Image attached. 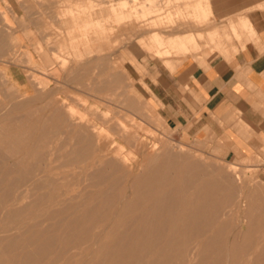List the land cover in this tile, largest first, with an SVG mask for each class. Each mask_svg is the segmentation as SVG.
Returning a JSON list of instances; mask_svg holds the SVG:
<instances>
[{"label": "rangeland", "instance_id": "1", "mask_svg": "<svg viewBox=\"0 0 264 264\" xmlns=\"http://www.w3.org/2000/svg\"><path fill=\"white\" fill-rule=\"evenodd\" d=\"M150 1L0 0L3 137L35 128L14 155L1 157L8 146L0 148V264H264V152L179 136L149 84L163 65L173 68L187 55L205 61L236 51L252 33L242 4L219 12L214 0ZM162 34L178 44L158 53L150 37ZM98 81L106 83L100 92ZM99 128L110 132L114 150L97 140ZM128 150L136 157L132 169L121 162ZM146 171L149 180L139 181ZM172 189L196 210L210 203L211 226L202 224L195 241L178 231L162 238L167 244L136 246L125 235L129 219L148 197ZM101 194L109 196L107 209L85 215L103 202Z\"/></svg>", "mask_w": 264, "mask_h": 264}, {"label": "crops", "instance_id": "2", "mask_svg": "<svg viewBox=\"0 0 264 264\" xmlns=\"http://www.w3.org/2000/svg\"><path fill=\"white\" fill-rule=\"evenodd\" d=\"M214 1L219 12H238L234 6L241 3L251 37L228 56L199 61L187 55L173 68L163 65L149 82L152 97L166 125L179 136L224 138L244 154L264 152V0ZM243 29L237 28L240 37ZM150 38L158 53L169 51L165 49L169 44H178L166 41L163 34ZM182 45L187 48L185 42ZM94 87L100 92L106 83L98 81Z\"/></svg>", "mask_w": 264, "mask_h": 264}, {"label": "bare ground", "instance_id": "3", "mask_svg": "<svg viewBox=\"0 0 264 264\" xmlns=\"http://www.w3.org/2000/svg\"><path fill=\"white\" fill-rule=\"evenodd\" d=\"M155 1H150V2H156ZM112 4V3H110ZM114 4V3H113ZM155 5V3H154ZM112 7H110L111 9H113L114 11L117 9L115 5H111ZM144 8V7H143ZM152 7L147 8L148 12H150L152 9ZM151 9V10H150ZM112 10V11H113ZM123 11V10H122ZM137 11V10H134ZM142 11V10H141ZM140 11V12H141ZM139 13V12H138ZM145 13L146 12V8H145ZM135 14V12H134ZM141 14V13H140ZM148 14V13H147ZM115 15V14H114ZM128 15V14H127ZM125 16V15H124ZM129 16V15H128ZM143 17V15H141ZM145 16V14H144ZM148 16V15H147ZM140 18V17H138ZM148 18V17H146ZM116 20V19H115ZM137 20V19H136ZM138 21V20H137ZM103 29V28H102ZM154 35V34H153ZM16 40L18 41L19 38L16 37ZM33 63H34V59H32ZM36 66V64H34ZM2 69V67H0ZM4 70V69H3ZM1 71V70H0ZM3 76L5 78H7L13 85V87L18 90L17 88V82L14 81L12 79L11 76H9V72L6 69L5 72H3ZM74 75V74H73ZM64 76V75H63ZM73 77V76H72ZM5 79H3L4 81ZM97 81V79H96ZM41 83V80H40ZM73 83V82H72ZM2 83H0L1 86ZM9 84V83H8ZM77 84V83H76ZM5 85V84H4ZM11 85V84H10ZM68 85V84H67ZM98 85V84H97ZM46 86V85H45ZM43 88V87H42ZM45 88V87H44ZM24 94H27L24 93ZM9 96V95H8ZM22 96V95H21ZM20 96V97H21ZM24 96V95H23ZM49 97V96H48ZM18 100V98L16 99ZM46 101V100H45ZM53 101V100H51ZM50 101V102H51ZM58 103H60L61 105H65L67 107V111L74 117H77L79 119L82 118V115L78 112H76L72 107L67 105V102L64 99H57ZM42 103V102H41ZM3 99H0V112H4V108L2 109L1 107L3 106ZM12 105V103H11ZM35 105V104H34ZM51 105V104H50ZM49 105V106H50ZM38 106V105H37ZM64 106V107H65ZM46 107V106H44ZM62 107V106H61ZM60 107V108H61ZM48 108V107H47ZM58 108V107H57ZM56 108V109H57ZM9 109V107H8ZM31 109V107H30ZM51 109V107H50ZM59 109V108H58ZM87 109V108H86ZM89 109V108H88ZM46 109L44 108V111ZM90 110H92L90 108ZM61 111V110H60ZM87 111V110H86ZM1 115H4L5 113H3ZM14 112V111H13ZM88 112V111H87ZM90 112V111H89ZM30 113V112H29ZM28 113V114H29ZM2 119V118H1ZM71 119V118H70ZM116 120V119H115ZM109 123V122H108ZM47 125L50 126V123H48ZM95 125V124H94ZM4 123H0V148H3L5 146H8L7 150L5 153H3L1 155V157H6V156H11L14 155L15 153L19 152L21 147H20V143L24 142L27 140V138L29 136H32L35 133V128L33 126L29 127L26 130H20V129H16L15 132H12L11 136H6L3 137V133H4ZM111 126V125H110ZM97 127V126H96ZM111 128V127H110ZM113 128V126H112ZM97 138V140L100 142L101 145L103 146H111V148L114 150L117 146V144L112 140V135L110 134V132H108V130H106L105 128H99L96 130L95 134H94ZM144 142V141H143ZM145 144V143H144ZM157 148V147H156ZM159 148V147H158ZM157 148V150H158ZM155 149V148H154ZM164 149V148H162ZM92 150V149H91ZM145 150V148H144ZM150 150V149H149ZM152 150V149H151ZM156 150V149H155ZM155 150H153L152 152H154ZM160 150V149H159ZM136 151V150H135ZM56 154V153H55ZM23 158V157H22ZM112 158V157H111ZM21 159V157H20ZM73 159V157H72ZM143 159V158H142ZM136 161V157L135 154L133 153L132 150H128L126 153H124L121 162L128 167L129 169L133 168V164ZM141 163V162H140ZM149 163V162H148ZM142 164V163H141ZM140 164V165H141ZM144 164H142L143 166ZM10 167V166H9ZM8 167V168H9ZM105 167V166H104ZM142 168V167H141ZM149 168V167H148ZM151 168V167H150ZM143 171V170H142ZM87 172V171H86ZM108 173V172H107ZM84 174V173H83ZM146 174L144 176V178H140L138 179L139 181H145V180H149L148 174L149 172L146 171ZM49 176V175H48ZM63 176V175H62ZM136 181V180H135ZM193 182L194 184H197V179L196 177L190 181ZM129 183V181H128ZM189 183V181H188ZM121 184V183H120ZM126 184V183H125ZM12 185H14V183H12ZM50 185V184H49ZM120 186V185H119ZM129 186V185H128ZM54 187V186H53ZM132 187V186H131ZM180 190H183L185 187H179ZM113 189V188H112ZM121 189V188H120ZM134 189V188H133ZM224 190V189H223ZM228 190V189H227ZM175 189L169 190L168 192H166L165 194H161L160 196L158 195H152L150 197H148V202H145L144 204H142V207L144 206V208H141L139 210L136 211L135 215L133 217H131L130 220V226L128 227L127 231H125V235L126 237H129V239L133 238L136 240V242L134 243L136 246H141V247H145V248H153L154 246H161V243H166L167 242H162V238L165 237H171L173 236V233H179L183 236L184 241L187 242L188 239H194V241L198 238H200L202 236V224H206L207 226H211V221H212V215L215 214V211L213 210L214 207L210 204V203H203L201 204V208L203 209H198L196 210L194 208V205H190V203H183L181 202V204L179 203V201L176 198V194H175ZM97 196H99V193L96 194ZM129 195V194H127ZM130 196V195H129ZM156 196V197H155ZM17 197V196H16ZM100 197L103 199V202H101L99 205L93 206V205H89L88 208L84 211V214L87 216H93L94 214L97 213V211L100 212H104L109 203L107 202V200L109 199L107 194H101ZM147 198V197H146ZM124 200V199H123ZM17 203V202H16ZM142 203V202H141ZM139 203V204H141ZM74 204V203H73ZM135 204V203H134ZM122 205V204H121ZM136 205H138V203H136ZM49 206V205H48ZM74 206V205H72ZM47 207V206H44ZM128 207V206H127ZM193 209H192V208ZM126 208V207H125ZM38 209V208H37ZM190 209H192L191 213H192V218H193V222H187V216L188 213L190 212ZM235 209V208H234ZM207 211V213H203V211ZM6 211V210H5ZM40 211V210H39ZM178 211L179 213V219L177 222L173 221V217L174 214ZM74 214V213H73ZM121 214V213H120ZM205 214H207L205 217H203ZM226 214V213H225ZM117 215V214H116ZM115 215V216H116ZM224 215V214H223ZM225 216V215H224ZM112 220V219H111ZM112 222V221H111ZM55 223V222H54ZM243 225V224H242ZM246 225V224H245ZM244 225V226H245ZM0 226H1V221H0ZM111 226V225H110ZM2 228V226H1ZM0 228V229H1ZM41 228V227H40ZM66 228V227H65ZM204 228V227H203ZM107 230V228H106ZM16 231V230H15ZM39 232V231H38ZM205 232V231H204ZM12 233V232H11ZM206 233V232H205ZM218 233V232H217ZM105 234V233H104ZM103 234V235H104ZM205 236V234H204ZM40 238V237H39ZM100 239V238H99ZM98 239V240H99ZM211 238L206 239L205 244L206 243H211ZM224 240V239H223ZM129 242V240H127ZM203 242V241H202ZM99 244V243H98ZM131 245V242L129 243ZM202 243L198 242L197 247H199V245H201ZM128 245V244H127ZM127 247V246H126ZM121 250H124L121 248ZM196 250V249H195ZM220 250V249H219ZM93 251V250H92ZM147 251V250H146ZM169 252V251H168ZM194 252V251H193ZM204 253V252H203ZM113 254V252H112ZM60 255V254H59ZM117 255V254H116ZM229 256V255H228ZM91 257V256H90ZM89 257V258H90ZM194 260V258H193ZM88 261V260H87ZM246 261V260H245ZM223 262V261H222ZM218 263V262H217ZM221 263V262H220Z\"/></svg>", "mask_w": 264, "mask_h": 264}]
</instances>
